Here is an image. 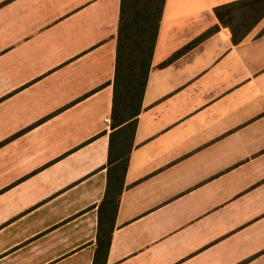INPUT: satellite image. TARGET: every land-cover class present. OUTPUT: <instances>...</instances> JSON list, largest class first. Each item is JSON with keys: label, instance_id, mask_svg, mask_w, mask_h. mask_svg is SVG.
Listing matches in <instances>:
<instances>
[{"label": "crops", "instance_id": "crops-1", "mask_svg": "<svg viewBox=\"0 0 264 264\" xmlns=\"http://www.w3.org/2000/svg\"><path fill=\"white\" fill-rule=\"evenodd\" d=\"M234 1L165 0L107 264H264V18L234 44ZM121 7L0 0V264H94Z\"/></svg>", "mask_w": 264, "mask_h": 264}, {"label": "trees", "instance_id": "trees-1", "mask_svg": "<svg viewBox=\"0 0 264 264\" xmlns=\"http://www.w3.org/2000/svg\"><path fill=\"white\" fill-rule=\"evenodd\" d=\"M164 5L165 0H122L114 107L115 128L119 129L112 136L110 144L108 187L100 207V230L94 264H107ZM215 13L220 24L230 29L234 44H239L264 18V0L234 1L218 6ZM226 19H231L235 27L226 24ZM219 28V25L212 27L198 40ZM179 53L181 51L172 59ZM131 81H135L134 88L129 87Z\"/></svg>", "mask_w": 264, "mask_h": 264}, {"label": "snow or ice", "instance_id": "snow-or-ice-1", "mask_svg": "<svg viewBox=\"0 0 264 264\" xmlns=\"http://www.w3.org/2000/svg\"><path fill=\"white\" fill-rule=\"evenodd\" d=\"M225 23L228 24L229 26L235 27V24H234V22L231 19H226ZM261 55L264 56V52H262ZM129 87L130 88H134L135 87V81H131L130 84H129Z\"/></svg>", "mask_w": 264, "mask_h": 264}]
</instances>
